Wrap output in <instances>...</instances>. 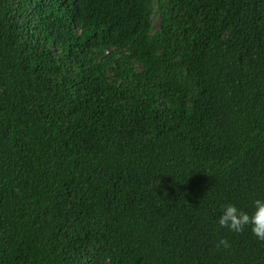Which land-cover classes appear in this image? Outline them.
<instances>
[{
    "label": "trees",
    "instance_id": "trees-1",
    "mask_svg": "<svg viewBox=\"0 0 264 264\" xmlns=\"http://www.w3.org/2000/svg\"><path fill=\"white\" fill-rule=\"evenodd\" d=\"M257 198L264 0H0V264H264Z\"/></svg>",
    "mask_w": 264,
    "mask_h": 264
},
{
    "label": "clouds",
    "instance_id": "clouds-1",
    "mask_svg": "<svg viewBox=\"0 0 264 264\" xmlns=\"http://www.w3.org/2000/svg\"><path fill=\"white\" fill-rule=\"evenodd\" d=\"M217 224L231 232H240L244 228H249L257 239L264 240V199H254L251 212L241 210L232 203L221 205ZM218 246L227 247V240L221 238Z\"/></svg>",
    "mask_w": 264,
    "mask_h": 264
}]
</instances>
